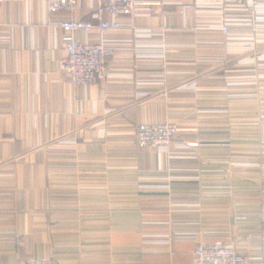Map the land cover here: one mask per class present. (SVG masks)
Returning <instances> with one entry per match:
<instances>
[{
	"label": "crops",
	"instance_id": "0c3cea01",
	"mask_svg": "<svg viewBox=\"0 0 264 264\" xmlns=\"http://www.w3.org/2000/svg\"><path fill=\"white\" fill-rule=\"evenodd\" d=\"M137 1L147 11L106 34V78L74 88L58 23L97 22V0L73 14L0 0V264H193L198 241L264 255V76L230 75L264 59V33L209 27L264 24V0ZM143 122L179 125L168 151L138 146Z\"/></svg>",
	"mask_w": 264,
	"mask_h": 264
},
{
	"label": "built area",
	"instance_id": "2783aa9c",
	"mask_svg": "<svg viewBox=\"0 0 264 264\" xmlns=\"http://www.w3.org/2000/svg\"><path fill=\"white\" fill-rule=\"evenodd\" d=\"M5 1V0H3ZM236 7H224L248 12L259 10L262 0H233ZM48 12L75 13L80 8V0H43ZM229 2V0H228ZM149 4L137 0H97V22L85 19L66 18L58 23L64 35L66 55L61 61L62 68L68 74L70 84L74 88L86 87L98 79L107 76L108 60L116 55V42L106 37L112 30L125 26L124 17L135 16L141 11H147ZM222 8V5H219ZM193 8L192 3H183L179 13L186 16ZM261 10V9H260ZM252 27L253 31L264 33V24H253L250 19L232 20L224 18L209 25L219 29L230 37V28ZM86 34L97 32L99 41L82 40L76 33ZM255 43H264V39L255 38ZM263 40V41H262ZM249 48H254L251 45ZM180 131L178 125L168 122H143L137 126L136 140L140 147H150L159 151H168L176 134ZM188 147L198 146V143H187ZM25 264H56L45 258H31ZM193 264H264V255L246 254L236 246L220 241H198L193 252Z\"/></svg>",
	"mask_w": 264,
	"mask_h": 264
},
{
	"label": "rangeland",
	"instance_id": "374dc122",
	"mask_svg": "<svg viewBox=\"0 0 264 264\" xmlns=\"http://www.w3.org/2000/svg\"><path fill=\"white\" fill-rule=\"evenodd\" d=\"M264 45V43H261ZM258 45V44H256ZM256 45H254V48H250L252 51H255L256 49ZM259 56H261V54H259L257 51L255 52V56L253 59H251L252 61L249 62L251 64H249L248 66L247 65H244V66H241L238 70H235L233 72L230 73L231 76H234L235 78L239 79V80H242V79H246L247 77L249 79H254L255 81L259 78V76H264V59L260 58ZM236 87H238L240 90L242 89L241 87L245 88L246 86H248V84H243V83H239L237 85H235ZM254 87L256 89L255 91V97L254 99H257L258 96H259V91H261L262 89V84H258V83H251V85H249V87ZM263 117V116H262ZM261 117V118H262ZM168 123H173V122H168ZM173 124H176V123H173ZM259 123L257 122L255 125V131H258L257 129H259L257 126ZM178 125V124H176ZM179 127V125H178ZM180 128V127H179ZM246 126L245 125H241L239 124V131H243L245 130ZM175 140V138H174ZM187 143H191L189 140L185 139V145L187 146ZM193 143H198V146H201V144L199 142H193ZM198 146H195V147H198ZM194 147V146H193ZM255 169H261V166L260 164H257V165H254L253 166Z\"/></svg>",
	"mask_w": 264,
	"mask_h": 264
}]
</instances>
